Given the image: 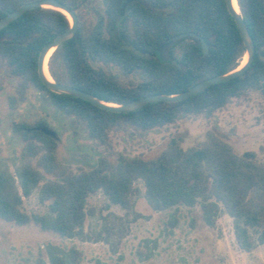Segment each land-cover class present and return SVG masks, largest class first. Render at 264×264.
I'll return each instance as SVG.
<instances>
[{"label": "trees", "instance_id": "1", "mask_svg": "<svg viewBox=\"0 0 264 264\" xmlns=\"http://www.w3.org/2000/svg\"><path fill=\"white\" fill-rule=\"evenodd\" d=\"M38 0H0V20L20 6ZM78 19L74 37L59 45L49 60L55 82L85 91L113 104H125L154 94H178L196 84L237 69L246 55L243 39L225 0H57ZM255 46L250 67L227 82L176 102H152L127 113L98 108L71 95L50 91L38 75L42 49L71 28L64 13L34 8L0 30V69L18 80L12 108L24 101L33 87L41 102L81 127L94 140L107 142V133L129 128L146 133L173 125L189 116L211 118L233 99L249 91L264 98V0H237ZM193 32L209 45L203 57L199 40L186 37L167 44L172 37ZM176 61L179 66L171 62ZM136 76L124 83L119 74ZM34 123L15 122L12 132L24 143L22 156H40L37 167L24 162L14 173L0 169V219L17 226L34 224L61 238L83 231L88 197L102 192L111 205L128 209L134 184L142 182L145 198L154 211L200 206L201 218L215 226L224 211L233 220L240 246L251 251L250 230L260 228L264 244V166L252 152L238 155L215 132H208L198 147L183 150L171 139L155 158L116 153L114 160L100 156L95 165L75 173L61 166L53 137ZM54 131V130H53ZM45 174L54 177L45 180ZM39 188L48 215L22 210L24 198ZM72 252H75L72 250ZM50 264L64 260L50 255Z\"/></svg>", "mask_w": 264, "mask_h": 264}, {"label": "rangeland", "instance_id": "2", "mask_svg": "<svg viewBox=\"0 0 264 264\" xmlns=\"http://www.w3.org/2000/svg\"><path fill=\"white\" fill-rule=\"evenodd\" d=\"M119 77L124 83L138 80L136 76ZM17 83L0 69V169L10 173L26 161L38 168L40 156L24 158V143L11 127L15 122L39 119H45L57 133L56 155L69 173L92 168L100 156L113 161L116 153L152 159L167 149L171 139H177L183 150L195 148L208 132L221 136L238 155L254 153L264 166V98L259 91L233 99L211 118L182 117L173 125L146 133L125 127L109 130L103 144L44 105L33 87L12 108L10 97L17 96ZM52 179L45 174V180ZM134 189L128 209L111 205L100 191L90 195L83 231L73 238H61L34 224L17 226L0 219V264H50V255L63 259L64 264H264L260 228L250 230L252 250L246 251L236 237L232 218L224 211L215 226L209 227L199 205L158 212L148 204L142 182L137 181ZM22 210L49 214L47 203L39 199V188L24 198Z\"/></svg>", "mask_w": 264, "mask_h": 264}, {"label": "water", "instance_id": "3", "mask_svg": "<svg viewBox=\"0 0 264 264\" xmlns=\"http://www.w3.org/2000/svg\"><path fill=\"white\" fill-rule=\"evenodd\" d=\"M225 4H226V7H227L229 13L233 17L235 24L238 28V31H239L242 39H243V42H244V45L246 48V55H247L246 63L243 66H239L237 69H235L231 72H228L226 74L208 78V79L196 84L195 86L191 87L190 89H188L184 92H181L178 94H172V95H168V94L149 95V96H146V97H143L140 99H135V100L130 101V102L125 103V104L107 103V102L102 101V100L96 98L95 96L85 92V91L79 90L77 88H74V87H71L68 85L57 83V82H55V80L51 76L50 71H49L50 57L47 60V56L49 55L50 52L53 53L59 45H61L65 41H68L72 37H74V35L76 34L77 29H78L77 16L73 13V11H71L64 4L59 3L57 0H38V1H34V2L24 4V5L20 6L17 10L9 13L8 15H6L5 17H3L0 20V30H2L4 27H6L8 24H10L15 19H17L23 13H25L31 9H34V8H40V7L41 8H51V9H55V10H58V11L64 13L65 15L68 16V18L71 22V28L68 31L57 36L50 43H48L42 49V51L40 52L39 58H38L37 71H38V75H39L42 83L52 92H55L58 94L71 95L74 97L81 98V99L91 103L92 105L98 107V108L108 110L111 112L127 113V112L134 111L138 108H141V107H143L149 103H152V102H161V101H163V102H176V101L185 100L189 97H192V96L202 92L203 90H205L206 88H208L214 84H218L221 82H227L231 79H234L238 76H241L250 67L251 63L253 62L254 54H255V46H254L253 40H252V38L248 32V29H247L246 24L243 20V17L241 15L240 10L239 11L235 10V8L233 6V0H225ZM186 37H193V38H196L197 40H199L201 43V47H202L203 57L208 55L209 45L201 36H199L193 32H187V33H182V34L176 35V36L172 37L170 40L166 41V43L170 44L171 42H175L177 40H181V39L186 38ZM52 53L50 54V56L52 55ZM46 60L48 62V72L50 74L51 79H48L47 76L45 75L44 67H45ZM171 63L173 65L179 66V64L176 61H172ZM40 130L45 134H49L53 137H57V133L48 127H45V126L41 127Z\"/></svg>", "mask_w": 264, "mask_h": 264}, {"label": "bare ground", "instance_id": "4", "mask_svg": "<svg viewBox=\"0 0 264 264\" xmlns=\"http://www.w3.org/2000/svg\"><path fill=\"white\" fill-rule=\"evenodd\" d=\"M233 6H234V8H235L236 11H239V7L237 5V1L236 0H233ZM51 53L52 52H50L49 55L47 56V60L49 59ZM47 60L45 62L44 71H45V75L47 76V78L48 79H51L50 74L48 72V62H47ZM246 61H247V55H245V60L243 61V63H242L241 66H243L246 63Z\"/></svg>", "mask_w": 264, "mask_h": 264}, {"label": "crops", "instance_id": "5", "mask_svg": "<svg viewBox=\"0 0 264 264\" xmlns=\"http://www.w3.org/2000/svg\"><path fill=\"white\" fill-rule=\"evenodd\" d=\"M262 246L264 247V244H261V247H262Z\"/></svg>", "mask_w": 264, "mask_h": 264}]
</instances>
